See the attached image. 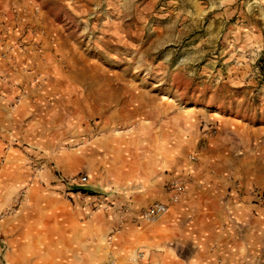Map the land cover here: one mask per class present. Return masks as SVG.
I'll use <instances>...</instances> for the list:
<instances>
[{"label":"rangeland","instance_id":"1","mask_svg":"<svg viewBox=\"0 0 264 264\" xmlns=\"http://www.w3.org/2000/svg\"><path fill=\"white\" fill-rule=\"evenodd\" d=\"M0 114V264H157L164 242L86 219L198 135L264 207V0H0Z\"/></svg>","mask_w":264,"mask_h":264},{"label":"crops","instance_id":"2","mask_svg":"<svg viewBox=\"0 0 264 264\" xmlns=\"http://www.w3.org/2000/svg\"><path fill=\"white\" fill-rule=\"evenodd\" d=\"M202 117L214 125L217 135L235 130L209 114ZM197 137L200 147L192 150L193 161L178 152L150 161L149 170H141L121 191L105 198L108 207L102 217L86 220H111L110 224L125 227L133 239L164 242L155 254L157 264H264V207L253 203L258 176L239 171L241 158L235 149L227 151L217 136ZM172 180L185 183L176 203H169L164 191ZM152 203L166 204L167 213L156 223L144 225L140 212ZM60 218L74 220L67 213Z\"/></svg>","mask_w":264,"mask_h":264},{"label":"built area","instance_id":"3","mask_svg":"<svg viewBox=\"0 0 264 264\" xmlns=\"http://www.w3.org/2000/svg\"><path fill=\"white\" fill-rule=\"evenodd\" d=\"M85 177L78 179L77 184H83ZM185 183L182 180H173L167 185L168 202L176 203L179 195L184 191ZM256 200L260 199L259 195H255ZM167 213V205L162 203H152L140 212V219L145 223H153Z\"/></svg>","mask_w":264,"mask_h":264}]
</instances>
